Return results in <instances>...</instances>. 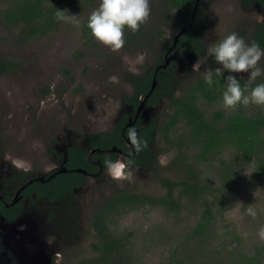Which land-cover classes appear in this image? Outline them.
<instances>
[{"label":"rangeland","instance_id":"obj_1","mask_svg":"<svg viewBox=\"0 0 264 264\" xmlns=\"http://www.w3.org/2000/svg\"><path fill=\"white\" fill-rule=\"evenodd\" d=\"M68 2L65 10L79 15V27L61 21L57 30L22 43L20 30L1 23L3 12L17 0H0V57L20 63L18 71L0 76V164L5 161L13 170L28 169L41 176L59 167L55 151L62 152L63 146L75 140L83 144L87 135L111 132L124 114L129 115L123 99L132 93L131 78L145 76L154 68L175 33L168 0H150L148 19L138 31L125 30L124 46L111 50L84 36L83 27L97 0ZM204 8L207 19L203 52L198 57H180L172 97H182L211 67L207 45L231 31L251 41L252 23L261 18L257 9L245 10L240 0H213ZM260 64L264 65V58ZM239 75L246 83L247 74ZM260 80L264 76L252 83ZM220 100L211 105L201 100L200 106L209 114L234 110L224 108ZM169 102L170 98L164 97L146 116L157 127L151 148L157 164L133 165L131 178L110 176L105 171L100 178L88 179L77 200L78 226L69 224L62 242L51 234L46 238L49 245L38 236L34 242L30 232L26 238L1 234L13 253L19 250L16 255L23 264H80L98 257L97 252L91 254V245L97 239L92 220L106 197L117 189L162 195L160 179H182L183 173L172 162L178 145L168 144L163 137L171 113ZM238 107H244L248 114L264 111V106L254 104ZM186 132L185 125L179 123L172 139L177 141ZM185 155L193 159L195 154L188 151ZM192 159L190 162H194ZM256 166L257 159L246 165L236 148L227 146L195 165L206 186L202 200L182 198L178 211L145 205L127 206L108 214V232L122 243V248L120 255L116 250L105 264H264V240L257 236L258 228L264 225V183L254 178ZM4 169L8 171L7 166ZM250 208L255 216L249 214ZM202 221L208 225L198 228ZM51 245L62 250V257L56 255L54 259ZM34 251L42 257L35 258Z\"/></svg>","mask_w":264,"mask_h":264},{"label":"trees","instance_id":"obj_2","mask_svg":"<svg viewBox=\"0 0 264 264\" xmlns=\"http://www.w3.org/2000/svg\"><path fill=\"white\" fill-rule=\"evenodd\" d=\"M68 1L57 0L53 3L52 0H17L14 6L7 7L3 12L1 23L6 28L20 30L19 36L23 43L33 37L46 35L57 30L61 23L57 19V11L65 10L67 7L66 2ZM202 1L209 2L211 0ZM194 3L195 0H168L169 19L174 22L176 33L189 25ZM204 17V11L198 6L192 27L180 36L176 48L177 51L197 55L201 53L203 48L201 36L203 33L200 25L203 24ZM85 25L83 27L84 36L92 38ZM254 36L260 46L264 47V26L258 27ZM209 62L216 65L211 57ZM19 69L20 63L0 57V76L16 72ZM175 69L176 63L171 62L165 69H160L157 72L156 87L147 100V106L154 108L159 105L164 97L170 98L171 113L167 115V121L163 127V137L168 140V144L172 142L178 145L172 162L175 164L177 171L183 173L181 175L182 179L177 181H173L168 177L160 179L164 189L162 195L135 194L123 189H117L104 199L97 210V217L94 221L97 233V245H94V249L98 257L80 264H105L111 260L112 253H116V250L117 253L120 251L122 243L114 240L115 238L110 235L105 223V217L117 209L127 206L139 207L146 205V207L161 206L172 211H178L182 198H187L192 202L202 200L206 194V186L202 184L195 165L196 163L206 162L213 154L222 151L227 146L235 147L241 156V161L246 165L257 159L254 178L258 182L264 183V137L262 139L264 111L248 114L244 107H238L231 110L228 114L221 110L210 114L207 113L200 106V101L203 100L206 104L211 105L221 98L223 76H217L212 86L204 83L203 77H198L182 97H172ZM154 73V70H151L146 76L132 77L130 81L133 87V95L130 98H125V102L137 106L139 104L138 98L141 96L146 97L149 93ZM241 84L243 85L245 82L241 81ZM179 123L185 125L187 132L176 141L172 139V136L176 133V125ZM122 125L123 122L112 133L103 132L90 135L87 140L89 142L87 148L109 150L116 146L118 149L125 151L120 139ZM138 134L146 139L148 143L141 151L136 152L135 157L132 158L133 163L146 166L144 165L145 160L148 166H155L157 157L152 155L151 148L156 141V125L151 121ZM69 151L71 152L70 156L68 155L69 168L89 169L85 159V152L76 148H71ZM188 151H192L195 154L193 159L185 155ZM259 154L262 156L260 157ZM106 155H111L115 159V154L96 155L102 161L101 165L103 167V160ZM190 159L194 162H190ZM177 191L178 195L176 196ZM205 225H208L207 221H202L198 224V228H202Z\"/></svg>","mask_w":264,"mask_h":264},{"label":"flooded vegetation","instance_id":"obj_3","mask_svg":"<svg viewBox=\"0 0 264 264\" xmlns=\"http://www.w3.org/2000/svg\"><path fill=\"white\" fill-rule=\"evenodd\" d=\"M212 1L213 0L209 2H203L202 0H200L198 4V6H200L204 11L205 15L203 24L200 25L203 33L201 36V43L203 45V48L204 26L207 19V11L204 8V5L211 3ZM240 4L245 10L248 11L257 9L256 12L261 15L260 20H256L252 23L254 28L251 36V41H257L254 33L256 32V29L258 27L260 28V26H264V0H240ZM177 33L175 31L173 37L168 42L166 50L163 52L162 56L159 59V61L161 62L155 64L154 68L151 69L154 70L155 73L157 68L165 63L164 61L166 58H168L170 55L175 54V58L170 60L167 66L171 62L176 63V78L178 64L181 61L180 57L197 55L184 52L180 53L179 50H176L180 36H182L184 33L178 37L175 47L173 48L174 39ZM203 48L201 50V53H199L197 57L202 54ZM209 58L210 56L208 57V62ZM209 64L213 68L216 67V65H213L210 62ZM132 95L133 87L132 93L124 97V99L130 98L132 97ZM145 98L146 97L142 96L139 97V104L137 106L129 104L123 99L124 103L129 106V111L127 112L129 115L124 114L119 122L111 130V132H104L112 133V131L114 129H117V127L123 122L120 139L122 141L123 147L125 148V151L122 149H118L116 146H113L109 150H100L99 148L88 149V137L90 135L103 133L97 132L87 135L83 144H79L78 141L75 140L70 146H63L62 152H53L55 153L54 156L59 159V167H56L55 169L49 171L48 173H44L41 176H38L36 173H34V171L28 169L21 170L15 168V170H13L12 166L5 161L0 164V264H3L4 262L9 264H23V262H21L16 255L19 250H17L16 253H13L12 248L7 246L3 240L1 236V234L3 233H9L13 237L19 238V234L25 236L30 232L31 238L34 239V242L38 241V236V238L42 240V242L49 245V243L46 242V238L48 235L51 234L62 242V237L68 232L66 228L69 226V224L72 223L78 226L76 217H79L80 211L77 208V200H79L81 189L86 186L88 179L100 178L105 172V168L101 165L102 161L99 157H96V155L110 153L115 154V158H117L118 156L132 154V158L135 157L136 152L127 139V130L130 127H135L139 133V131H143L146 126L151 123L148 122L149 118L146 117V109H152V107L147 106V101L145 100V102L142 104V107L140 108V105ZM71 148H76L77 150L80 149L82 152L86 153L85 159L87 161V167L89 169L68 167V155L70 156L71 154V152L69 151ZM112 149L115 150L112 151ZM144 163V165H146L145 160ZM133 165H136L137 167H143L141 164L137 163H133ZM5 166L8 167V171L4 169ZM97 210L95 211L92 220V228L94 229V231L96 230L94 227V221L97 217ZM99 219L101 218L99 217ZM19 230H22L23 233H21ZM13 239L14 238H12V240ZM24 242H26L27 247V241ZM94 245H97V239L96 243L91 245V254H96ZM14 246H16V244H14L13 247ZM51 246L53 247L51 253H53L54 259L56 255L58 257H62V250L59 248L56 249L53 245ZM36 251L32 253L34 257H42V255L36 254ZM94 258L95 257H91L90 259L93 260Z\"/></svg>","mask_w":264,"mask_h":264},{"label":"clouds","instance_id":"obj_4","mask_svg":"<svg viewBox=\"0 0 264 264\" xmlns=\"http://www.w3.org/2000/svg\"><path fill=\"white\" fill-rule=\"evenodd\" d=\"M150 12V0H97V6L87 17L85 26L98 43L111 50H119L125 44V29L138 31ZM57 19L77 27L82 23L79 15L69 14L67 10H58ZM206 52L216 67L206 68L203 80L212 86L217 76H223L220 103L224 108L235 109L238 105L249 104L264 106V80L252 83L264 76V65L260 64L264 58V47L257 41H246L239 33L231 31L207 45ZM244 73L247 74V82L242 85L239 74ZM127 139L135 152L141 151L148 143L135 127L128 128ZM103 164L110 176L131 178L134 174L132 154L115 159L106 155ZM248 212L252 216L256 215L254 209L250 208ZM257 236L264 240V225L258 228Z\"/></svg>","mask_w":264,"mask_h":264},{"label":"water","instance_id":"obj_5","mask_svg":"<svg viewBox=\"0 0 264 264\" xmlns=\"http://www.w3.org/2000/svg\"><path fill=\"white\" fill-rule=\"evenodd\" d=\"M199 1L200 0H195V3H194V7H193V11H192V17H191V21L189 23V25L187 27H183L181 30H179V32L176 34L175 36V39H174V44H173V48L175 47V44H176V41L178 39V37L180 35H182L183 33H185L188 29H190V27L192 26L193 24V21H194V17H195V14H196V10H197V7H198V4H199ZM175 58V54L173 55H170L168 58L165 59V63H163L161 66H159L156 70V73H154V77H153V80H152V84H151V88H150V91L149 93L146 95V98L144 99V101L141 103L140 105V108L142 107V104L145 102V100L147 101V99L149 98L150 94L153 92L154 88L156 87V74H157V71L161 68H165L168 64V62L172 59ZM147 115H150V109H146V116ZM115 149H112V151H114Z\"/></svg>","mask_w":264,"mask_h":264}]
</instances>
